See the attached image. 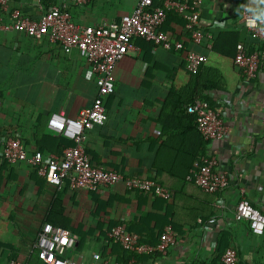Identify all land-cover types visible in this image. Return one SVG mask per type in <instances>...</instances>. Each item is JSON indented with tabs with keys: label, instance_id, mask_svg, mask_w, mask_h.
<instances>
[{
	"label": "crops",
	"instance_id": "1",
	"mask_svg": "<svg viewBox=\"0 0 264 264\" xmlns=\"http://www.w3.org/2000/svg\"><path fill=\"white\" fill-rule=\"evenodd\" d=\"M137 2L7 0V8L38 19L46 7L58 4L70 13L78 32L86 26L118 22L122 15L134 11ZM244 5L261 9L264 0H202L198 26L213 37L220 30L236 27L242 38L251 42L250 32L241 20ZM10 21L5 11L2 24L8 25ZM173 26L182 36L171 39L181 40L185 48L201 52L189 34L177 24H168V28ZM184 58L183 52L135 37L131 49L114 68L115 90L104 99L105 123L84 135L85 150L96 164L126 176L143 175L155 181L160 178L176 190L175 198L166 201L153 197L127 188L123 181L96 191L73 190L68 183L55 187L44 182L40 186L31 178L35 171L25 161L7 164L0 186V210L10 218L0 239L13 245L16 252L6 247L0 264L32 261L38 232L56 195L65 200V211L71 220L72 228L67 230L76 243L68 256L76 264H90L94 252L119 260L117 250L121 244L108 235L118 224L136 233H146L145 242L152 245L158 243L159 237L157 240L155 236L160 229L163 232L171 225L175 231L176 241L167 253L140 255L137 264H221L223 249L219 241L223 232L229 235L227 246L238 250L239 264H264V233L253 234L245 220L233 217L241 188L264 213V55L255 79H241L233 93L210 92L214 109L230 108L226 120L229 135L203 139V153L214 156L218 162L215 170H225L230 179L222 208L196 182L182 181L167 172L158 176L155 167L156 164L181 173L188 169L191 154L199 145L197 135L187 134V125L179 118L165 120L168 125L182 122V133H163L167 126L163 127L158 120L161 103L169 91L185 83L187 74L181 68ZM96 93L95 75L78 48L54 43L46 36L35 38L0 27V128L13 131L29 154L38 151L36 138L49 132L46 123L52 113L77 117L82 109L92 105ZM64 140L74 144L73 140Z\"/></svg>",
	"mask_w": 264,
	"mask_h": 264
},
{
	"label": "built area",
	"instance_id": "2",
	"mask_svg": "<svg viewBox=\"0 0 264 264\" xmlns=\"http://www.w3.org/2000/svg\"><path fill=\"white\" fill-rule=\"evenodd\" d=\"M75 1L82 4L91 0ZM160 1L161 5L153 7V0H138L134 11L122 15L118 22L86 26L77 32L76 23L70 13L58 4L46 7L38 19H31L23 16L18 10L8 11L7 0H0L1 28L9 27L35 38L46 36L54 43L78 48L90 63L97 85L92 105L82 109L77 117L54 112L47 120V126L72 139L73 146L66 147L59 155H45L41 151L29 154L20 138L1 135L0 155L8 164L14 165L25 161L38 175L55 187L68 183L73 190L96 191L102 186L123 181L129 189L155 194L167 201L172 199L173 192L154 179L126 176L119 170L96 164L84 146L85 132L97 125H103L107 119L104 99L115 90L114 68L131 49L135 37L152 41L166 49H185L181 40L171 39L161 30L169 10L186 20L185 28L194 44L199 45L205 37H211L198 26L202 0ZM5 11L9 13L11 21L4 26L2 22ZM241 20L254 37L264 39V20L255 19L247 5L242 8ZM263 55V51L248 53L243 43L237 44L235 63L242 70L245 80L250 81L258 76ZM185 59L187 69L193 72L204 61L205 56L192 49H186ZM187 111L196 116L197 128L206 140L222 139L229 135L226 123L229 107L213 109L207 101L196 99L187 107ZM262 126L264 128V119ZM217 163L214 156H206L201 162L197 161L194 180L203 191L218 193L215 205L222 208L225 206L223 195L230 184V179L225 170L220 172L215 170ZM239 194L240 198L234 207V219L245 220L253 234H263L264 213L250 202L243 188L239 190ZM108 235L112 240L119 242L123 249L131 254V258L124 263L112 255L94 252L90 264H137L135 256L157 252L165 254L176 241L175 231L171 225L165 227L155 245L141 241L137 233L125 230L122 224L113 226ZM75 243V237L67 229L45 222L38 232L34 247L38 258L46 264H76L68 256ZM11 264L26 263L12 260ZM221 264H239L238 250L235 246L225 248Z\"/></svg>",
	"mask_w": 264,
	"mask_h": 264
},
{
	"label": "trees",
	"instance_id": "3",
	"mask_svg": "<svg viewBox=\"0 0 264 264\" xmlns=\"http://www.w3.org/2000/svg\"><path fill=\"white\" fill-rule=\"evenodd\" d=\"M158 5H161V1L153 0V7H156ZM171 22L177 24L184 32L189 34V32L185 28L186 20L178 13L169 10L167 11L166 19L161 26V30H163L168 35V37L172 38L178 36V38H180V36H182L176 31L175 26L168 28V24H170ZM249 35L252 39L251 42L244 40L242 38L241 31L236 27H233L231 29L218 31L214 37H205L202 43L199 44V47L201 48L200 53L205 56V59L196 71H189L186 68L185 58L183 59L181 68L184 69L187 74L185 77V83L180 87L173 86V88L169 91L168 95L161 103V114L158 120L163 127L167 126V129H163V133L166 131H178L182 133L183 129L179 125V123L182 122H179L178 124L168 125L166 124L165 120L166 118H179V120L183 121V123L187 125V134L197 135L196 138L199 142V145H196V150L191 154L192 156L190 157V163L188 164L187 170L181 171V173H174L173 171H169L166 168H160L155 164V167L158 171V176L162 175V172H167L182 181H190L195 183L194 174L197 171L196 162H201L202 158L206 157L207 155L203 153V139L205 138L197 128L196 116L192 113H189L187 111V107L190 104L194 103L196 99H202L207 101L209 103V106L214 109L215 101L210 96V92H234L237 83L244 78L242 70L235 63L237 44L243 43L246 46L248 53H252L255 51L264 52V39H258L254 37L252 33H249ZM186 49L187 48L178 50V53L183 52L185 56ZM46 128L50 133H42L39 137L36 138L38 151H41L42 153L52 151L56 152V154L59 155L66 147L74 145L71 144L72 142L65 143L64 138L68 137H66L63 133L50 129L47 126V123ZM1 135H7L16 138V134L7 128H0V136ZM70 140L72 141V139ZM53 145H56V148H53ZM7 164V161L0 155V186L3 184V173L7 169ZM9 177H11V175ZM141 177L145 178V176L143 175ZM189 177H191L192 179H189ZM31 178L34 179L35 182L40 186H42L44 182H47L46 179L42 176H39L37 172L32 173ZM156 181L172 191L174 194L173 199L175 198L177 192L174 188L167 186L160 178H157ZM205 193L213 195L215 199L218 196V193ZM152 196L158 197L155 194H152ZM9 218L10 215L0 210V237L5 232V227ZM44 222H49L54 226L62 227L65 229L72 228L70 224L71 220L65 211V200L61 195H56L52 199ZM123 227L129 232L136 233L131 229H127L125 225H123ZM161 231L162 229H160L158 235L155 236L156 239L160 236ZM137 234L140 236L141 241L143 242H145V239L148 237L146 233ZM228 237V232H223L221 234L219 244L223 249V252L227 247ZM6 247H9L13 252H16V249L13 245L3 243L0 239V256L2 255ZM33 253L34 254L32 257V261H30L29 264H46L38 258L37 250H35ZM117 253L119 255V260L124 263H126L131 258V254H129L121 246L117 250ZM11 257L14 258L15 255H11ZM138 257L139 256H135L136 262H138Z\"/></svg>",
	"mask_w": 264,
	"mask_h": 264
},
{
	"label": "clouds",
	"instance_id": "4",
	"mask_svg": "<svg viewBox=\"0 0 264 264\" xmlns=\"http://www.w3.org/2000/svg\"><path fill=\"white\" fill-rule=\"evenodd\" d=\"M253 13L255 19L264 20V8L261 9H249Z\"/></svg>",
	"mask_w": 264,
	"mask_h": 264
}]
</instances>
